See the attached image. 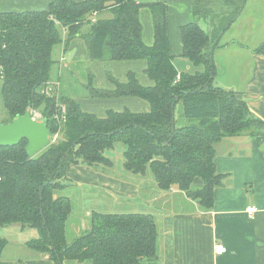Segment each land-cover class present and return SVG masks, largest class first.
Returning a JSON list of instances; mask_svg holds the SVG:
<instances>
[{"label": "trees", "instance_id": "trees-1", "mask_svg": "<svg viewBox=\"0 0 264 264\" xmlns=\"http://www.w3.org/2000/svg\"><path fill=\"white\" fill-rule=\"evenodd\" d=\"M234 1L236 12L228 25L246 0ZM144 5L153 14V45L142 41L138 13ZM103 11L112 17L96 18ZM168 23L164 1L51 0L49 8L41 11L0 13V91L7 115L3 123L31 107L48 120L53 132L52 142L34 157L27 153L26 139L0 146V225L36 229L39 236L28 246L57 264L160 260V232L152 213L94 210L89 226L68 242L66 224L74 210L65 181L71 166L82 164L118 174L114 160L105 153L122 142L125 172L145 176L151 171L160 190L180 189L208 211L214 205V189L228 175L216 169V144L264 131V120L250 110L240 92L213 83L218 71L213 49L228 26L213 35L196 21L182 26V56L204 69L186 73L177 70L171 55ZM60 27L69 32L67 40ZM74 36L85 41L91 60L147 61L144 71L153 81L143 86L133 71L126 81L108 72L115 88L99 89L92 86L91 73L88 97L136 96L148 100L150 108L107 110L105 117H99L83 111L76 99L60 94L59 85L50 81L54 55L60 44L67 45ZM255 52H264V44ZM46 87L53 89L51 95ZM177 105L183 124L177 122ZM6 244V239H0V255Z\"/></svg>", "mask_w": 264, "mask_h": 264}, {"label": "crops", "instance_id": "crops-1", "mask_svg": "<svg viewBox=\"0 0 264 264\" xmlns=\"http://www.w3.org/2000/svg\"><path fill=\"white\" fill-rule=\"evenodd\" d=\"M158 1L168 5L170 52L175 56V65L180 72L204 70L182 56L183 25L196 21L211 35L228 26L216 38L217 46L213 49L218 69L213 83L240 92L248 101L250 110L264 120V52H255L264 44V0H246L240 14L229 25L230 17L236 12L237 3L234 0H138L142 4ZM50 2L0 0V13L41 11L48 9ZM138 14L142 41L153 45L155 28L152 10L144 5ZM95 16L112 17L108 11ZM60 31L62 38L67 40L69 32L63 27H60ZM55 56L59 63V76H51L50 81L59 87L60 72L64 67L89 58L87 45L79 36H74L67 45L60 44ZM146 65L147 61L137 59L97 60L93 62V69L99 73V77L94 74L96 79L93 77L92 82L99 89H114V85L105 80L104 73L100 72L101 69L111 68L121 81H126L128 74L133 71L143 86L152 85L153 81L144 71ZM194 68L200 70L194 71ZM75 99L83 111L95 113L99 117H105L107 110L145 112L150 108L148 100L136 96ZM215 155L218 173L228 175L224 184L214 189V205L208 211L180 189L160 190L152 175H131L122 166L117 169L118 174L103 173L82 164L71 166L67 172L65 191L68 193L71 186L77 190L81 188L88 209L85 213L87 218L73 221L70 229L75 233L85 230L94 210L112 212L102 208L108 202H113L116 207L119 206L117 203L121 206L125 203L126 206H120L117 211L112 208L115 210L113 213L139 211L156 216L160 232V260L153 264H264V131L222 139L215 146ZM251 205L257 211L250 215L246 209ZM17 228L20 232L30 229V238L17 234V241L12 244L6 239L3 228H0V239L7 240L0 255V264H57L55 260L28 246L29 241L39 236L36 229L22 228L20 225ZM216 243L225 245L226 251L216 254Z\"/></svg>", "mask_w": 264, "mask_h": 264}, {"label": "rangeland", "instance_id": "rangeland-1", "mask_svg": "<svg viewBox=\"0 0 264 264\" xmlns=\"http://www.w3.org/2000/svg\"><path fill=\"white\" fill-rule=\"evenodd\" d=\"M56 58V56L54 55V59ZM56 60V59H55ZM105 61H112V60H106ZM97 61V60H91L90 58H88V60H80L79 62H76L74 65L69 66V67H64L62 69V71L60 72V89H59V93L60 94H64L66 96H70L72 98H83V97H88L89 94V76L93 75V77L96 76L99 77V73H97L96 71L94 72L95 69H93V62ZM58 66L59 63L56 60V62L52 65V69H51V74H52V78H57L59 75L57 74L58 71ZM102 66V65H101ZM194 71L200 70L198 68H194ZM101 73H104V77L105 80H109L108 79V72H111L113 74V76L115 77V73L113 72V70L111 68H105L100 70ZM96 74V76L94 75ZM92 86L94 87V84L92 82ZM0 87H1V82H0ZM38 112V111H37ZM39 113V112H38ZM176 117H177V122L178 124H183L184 120L182 118V113H181V108L180 105L176 106ZM40 114V113H39ZM7 117L6 115V110H5V105H3V100H2V94L0 91V123H3L5 118ZM58 138V136H57ZM123 149H124V144H122V142L117 143L114 149H109L106 150V153L109 157H111L114 162H115V168L114 171L117 172V169L121 168L122 166V161H123ZM148 175H152L153 177V173L150 171V173H148ZM81 189V188H80ZM77 190L75 188V186H71L68 188V193L71 195L72 198V203H73V213L69 216L70 218L68 219L67 222V240L68 242H70L71 240H73V238H75V236H78L80 233H75L74 230L70 229V223H72L73 221H77L79 220L81 217L87 218V216H85V213L87 211V203L85 202V199L82 196L81 190ZM119 206H114L113 202H108L103 208V210L106 211H117V208H120V204H116ZM122 206H126V204H122ZM121 206V207H122ZM115 210H113V209ZM124 210V209H122ZM19 225L18 224H10L8 226H1L0 228H3L4 230V234L6 239L10 240V242L13 244L17 241L16 236L18 235H28L27 237L30 238V229H24L23 232H20L19 229L17 228ZM34 231H32L33 233ZM34 234V233H33ZM78 234V235H77ZM72 264L73 262L70 260L66 261V264ZM82 264H91L90 261H86L83 262Z\"/></svg>", "mask_w": 264, "mask_h": 264}, {"label": "water", "instance_id": "water-1", "mask_svg": "<svg viewBox=\"0 0 264 264\" xmlns=\"http://www.w3.org/2000/svg\"><path fill=\"white\" fill-rule=\"evenodd\" d=\"M53 132L45 118L32 117V108L28 107L11 121L0 123V146L16 145L26 139L25 145L29 157L40 153L52 142Z\"/></svg>", "mask_w": 264, "mask_h": 264}, {"label": "built area", "instance_id": "built-area-1", "mask_svg": "<svg viewBox=\"0 0 264 264\" xmlns=\"http://www.w3.org/2000/svg\"><path fill=\"white\" fill-rule=\"evenodd\" d=\"M45 92L48 94V95H51V93L53 92V89H51V87H46V90ZM65 112V107L62 108V113ZM32 117L34 118H41V114H39L36 110H32ZM58 135H55L54 136V139L57 138ZM246 211H248V213L251 215L253 213H255L257 210H256V207L255 206H250L246 209ZM214 251L216 254H222L224 253V251H226V247L225 245L221 244V243H216L214 245Z\"/></svg>", "mask_w": 264, "mask_h": 264}]
</instances>
